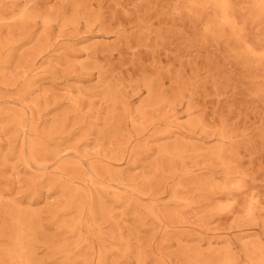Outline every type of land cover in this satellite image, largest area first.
Here are the masks:
<instances>
[{
  "label": "rangeland",
  "instance_id": "374dc122",
  "mask_svg": "<svg viewBox=\"0 0 264 264\" xmlns=\"http://www.w3.org/2000/svg\"><path fill=\"white\" fill-rule=\"evenodd\" d=\"M0 264H264V0H0Z\"/></svg>",
  "mask_w": 264,
  "mask_h": 264
}]
</instances>
